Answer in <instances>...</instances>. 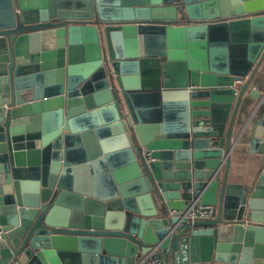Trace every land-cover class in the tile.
Instances as JSON below:
<instances>
[{
	"label": "water",
	"instance_id": "water-1",
	"mask_svg": "<svg viewBox=\"0 0 264 264\" xmlns=\"http://www.w3.org/2000/svg\"><path fill=\"white\" fill-rule=\"evenodd\" d=\"M28 1L0 0V264L154 247L166 264H262L264 159L230 180L226 123L246 89L264 99L245 78L264 0ZM250 130L264 154V117ZM84 138L106 153L103 194L72 181ZM193 200L214 213L187 217Z\"/></svg>",
	"mask_w": 264,
	"mask_h": 264
},
{
	"label": "crops",
	"instance_id": "crops-1",
	"mask_svg": "<svg viewBox=\"0 0 264 264\" xmlns=\"http://www.w3.org/2000/svg\"><path fill=\"white\" fill-rule=\"evenodd\" d=\"M141 41L142 38L140 39V42ZM143 41L141 44L139 43V46L143 45ZM139 48L140 47H138V49ZM244 53H241V57H243L245 61L248 59L249 49L247 48ZM245 78L249 81V87L258 89L264 94V47L253 62ZM139 101L141 103L145 102L144 104H146V99L144 97L139 98ZM143 106L150 109L156 107L153 102ZM222 109V106H217V116L223 113ZM262 117H264V99L256 98L254 95L250 94L248 89L243 92L240 100L234 102L231 107L226 123V132L228 134L227 140L231 145L228 153L227 171L228 177L232 181L248 184L255 179L258 173L259 164L262 159H264V154L259 150L261 142L252 146L250 128L256 118L259 120ZM106 137L107 136H105V138ZM94 140L100 148L99 137L96 133L94 134ZM92 141V139L86 140L84 138L78 144H75L77 147V154L74 153L73 156L75 159H78L79 155H83L84 159H79L80 161L77 160L72 164L75 169L71 172V178L74 184L103 194L109 190L114 177L105 157L106 153L102 150V152L91 153L89 145ZM115 152L117 151L114 150L113 153ZM116 156H118V154ZM142 255V253L137 255L135 261ZM250 258L252 262L257 256L253 253ZM262 264H264V243Z\"/></svg>",
	"mask_w": 264,
	"mask_h": 264
},
{
	"label": "built area",
	"instance_id": "built-area-1",
	"mask_svg": "<svg viewBox=\"0 0 264 264\" xmlns=\"http://www.w3.org/2000/svg\"><path fill=\"white\" fill-rule=\"evenodd\" d=\"M196 206H193V205ZM192 207L187 209L184 214L189 218L210 217L214 213L213 205H201L196 200L191 202ZM133 264H166L165 260L158 255L156 248L144 253Z\"/></svg>",
	"mask_w": 264,
	"mask_h": 264
}]
</instances>
